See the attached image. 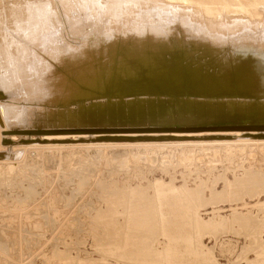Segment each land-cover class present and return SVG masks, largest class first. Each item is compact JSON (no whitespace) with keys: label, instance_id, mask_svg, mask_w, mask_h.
Segmentation results:
<instances>
[{"label":"bare ground","instance_id":"bare-ground-1","mask_svg":"<svg viewBox=\"0 0 264 264\" xmlns=\"http://www.w3.org/2000/svg\"><path fill=\"white\" fill-rule=\"evenodd\" d=\"M242 142H264V0H0V162Z\"/></svg>","mask_w":264,"mask_h":264},{"label":"rangeland","instance_id":"rangeland-1","mask_svg":"<svg viewBox=\"0 0 264 264\" xmlns=\"http://www.w3.org/2000/svg\"><path fill=\"white\" fill-rule=\"evenodd\" d=\"M20 150L0 264H264V142Z\"/></svg>","mask_w":264,"mask_h":264}]
</instances>
